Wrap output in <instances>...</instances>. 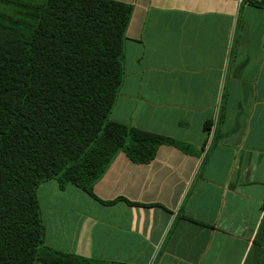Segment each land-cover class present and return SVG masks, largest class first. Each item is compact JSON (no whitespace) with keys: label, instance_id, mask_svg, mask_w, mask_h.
I'll use <instances>...</instances> for the list:
<instances>
[{"label":"crops","instance_id":"obj_1","mask_svg":"<svg viewBox=\"0 0 264 264\" xmlns=\"http://www.w3.org/2000/svg\"><path fill=\"white\" fill-rule=\"evenodd\" d=\"M114 1L132 12L110 118L182 146L118 152L94 195L42 182L45 245L98 264H264V0Z\"/></svg>","mask_w":264,"mask_h":264},{"label":"trees","instance_id":"obj_2","mask_svg":"<svg viewBox=\"0 0 264 264\" xmlns=\"http://www.w3.org/2000/svg\"><path fill=\"white\" fill-rule=\"evenodd\" d=\"M131 12L114 0H0V264H98L45 245L39 185L94 195L118 152L149 163L159 146H182L110 118Z\"/></svg>","mask_w":264,"mask_h":264},{"label":"built area","instance_id":"obj_3","mask_svg":"<svg viewBox=\"0 0 264 264\" xmlns=\"http://www.w3.org/2000/svg\"><path fill=\"white\" fill-rule=\"evenodd\" d=\"M209 132V140L207 142V146H210L213 140V136H214V128H212L211 130H208Z\"/></svg>","mask_w":264,"mask_h":264}]
</instances>
